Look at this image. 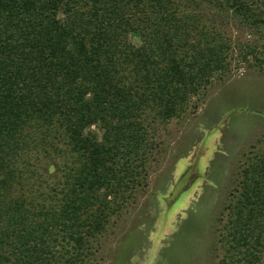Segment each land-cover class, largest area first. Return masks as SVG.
<instances>
[{
    "label": "trees",
    "instance_id": "16d2710c",
    "mask_svg": "<svg viewBox=\"0 0 264 264\" xmlns=\"http://www.w3.org/2000/svg\"><path fill=\"white\" fill-rule=\"evenodd\" d=\"M190 1L0 0V264H97L147 183L156 125L224 67ZM260 144L214 223L222 264H264Z\"/></svg>",
    "mask_w": 264,
    "mask_h": 264
},
{
    "label": "rangeland",
    "instance_id": "374dc122",
    "mask_svg": "<svg viewBox=\"0 0 264 264\" xmlns=\"http://www.w3.org/2000/svg\"><path fill=\"white\" fill-rule=\"evenodd\" d=\"M244 2L189 4L225 43L224 67L186 113L156 125L147 183L108 226L97 264H222L214 223L264 141V0Z\"/></svg>",
    "mask_w": 264,
    "mask_h": 264
}]
</instances>
